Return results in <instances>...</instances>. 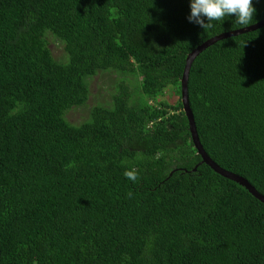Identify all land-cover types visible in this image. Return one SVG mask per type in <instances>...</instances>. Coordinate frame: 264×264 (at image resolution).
Segmentation results:
<instances>
[{
	"label": "trees",
	"instance_id": "trees-1",
	"mask_svg": "<svg viewBox=\"0 0 264 264\" xmlns=\"http://www.w3.org/2000/svg\"><path fill=\"white\" fill-rule=\"evenodd\" d=\"M189 12V0H0V264H264V203L200 163L180 99L186 55L240 26L202 40ZM99 72L119 75L109 100L70 123ZM187 87L204 150L264 195V25L204 49Z\"/></svg>",
	"mask_w": 264,
	"mask_h": 264
},
{
	"label": "rangeland",
	"instance_id": "rangeland-1",
	"mask_svg": "<svg viewBox=\"0 0 264 264\" xmlns=\"http://www.w3.org/2000/svg\"><path fill=\"white\" fill-rule=\"evenodd\" d=\"M47 47L51 55L58 61H66L67 53L64 49V43L57 39L52 33H45ZM119 78L115 72H99L88 79V97L86 102L80 106H73L65 112V118L73 124H79L89 118V112L92 106L100 105L109 100L110 94L113 92V82ZM127 81L131 83L129 93L136 101H142L146 97L142 94L140 89L139 75H129L126 77ZM173 88V87H172ZM174 89V88H173ZM175 90V89H174ZM168 102H175L177 94H173L172 90L168 88L163 97ZM197 153V151H196ZM198 154V153H197Z\"/></svg>",
	"mask_w": 264,
	"mask_h": 264
},
{
	"label": "water",
	"instance_id": "water-1",
	"mask_svg": "<svg viewBox=\"0 0 264 264\" xmlns=\"http://www.w3.org/2000/svg\"><path fill=\"white\" fill-rule=\"evenodd\" d=\"M263 25H264V18H262L261 20L255 22V23H253V24H251V25H249L247 27L237 28V29L221 32L219 34H216V35L206 39L201 44H199L195 48H193L186 55L184 69H183L182 77L180 79V83H181L180 99H181V102H182L183 111L185 112V115H186V118H187V121H188V124H189V130H190V134H191L193 145H194L197 153L201 157L200 158V163H204V164L208 165L217 174H219V175H221V176H223L225 178H228L230 180H233V181L237 182L241 186H244L255 198H257L262 203H264V195L263 194L258 192L242 176H240L238 174H235V173H233V172L221 167L204 150V148H203V146L200 143V140L198 138L196 126H195V123H194L193 114H192V111H191V108H190V105H189V98H188L189 96H188L187 83H188V76H189L190 66H191L193 60L195 59V57L198 54H200L204 49H206L208 46H210L213 43H215L217 40L229 37L231 35H236V34H240V33L249 32V31L255 30L257 28H260ZM193 170H196V166L193 167Z\"/></svg>",
	"mask_w": 264,
	"mask_h": 264
},
{
	"label": "clouds",
	"instance_id": "clouds-1",
	"mask_svg": "<svg viewBox=\"0 0 264 264\" xmlns=\"http://www.w3.org/2000/svg\"><path fill=\"white\" fill-rule=\"evenodd\" d=\"M189 7L187 19L204 30L202 40L207 35V30L215 29L217 22L223 23L232 17H234L233 22L240 26L239 28L251 25L257 11L253 0H189ZM168 88H165L164 92ZM125 175L129 179H136L132 172H127Z\"/></svg>",
	"mask_w": 264,
	"mask_h": 264
}]
</instances>
